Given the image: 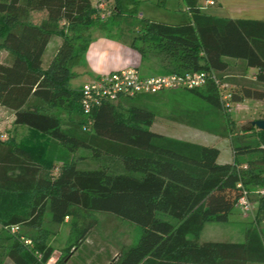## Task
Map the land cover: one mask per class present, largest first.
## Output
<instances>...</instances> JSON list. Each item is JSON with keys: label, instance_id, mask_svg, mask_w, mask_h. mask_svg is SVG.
Returning a JSON list of instances; mask_svg holds the SVG:
<instances>
[{"label": "trees", "instance_id": "obj_1", "mask_svg": "<svg viewBox=\"0 0 264 264\" xmlns=\"http://www.w3.org/2000/svg\"><path fill=\"white\" fill-rule=\"evenodd\" d=\"M104 1L108 30H116L109 36L142 60L143 45L152 43L171 64L164 75L204 71L215 77L177 92L223 115L244 101L264 102V21L214 17L199 0H183L188 21L144 20L135 27V0ZM34 12L46 18L34 24ZM100 21L92 0H0V114L32 135L0 140V225L14 238L7 259L49 264L54 249L48 238L32 239L22 230L38 228L46 214L59 225L80 211L107 213L140 228L138 241L107 264H264V234L256 227L264 222V196L253 209L256 226L245 230L242 242H199L205 224L227 222L249 187L264 190V130H243L254 131L258 144L234 147L233 161L220 164L214 146L151 130L155 113L147 104L164 100L168 91L101 101L86 113L82 93L69 81ZM54 39L59 44L43 64ZM232 60L256 69L255 79L227 77ZM121 104L128 105L126 117ZM55 110L75 118L63 124ZM90 231V224L81 228L76 245Z\"/></svg>", "mask_w": 264, "mask_h": 264}, {"label": "rangeland", "instance_id": "obj_2", "mask_svg": "<svg viewBox=\"0 0 264 264\" xmlns=\"http://www.w3.org/2000/svg\"><path fill=\"white\" fill-rule=\"evenodd\" d=\"M135 1L136 8L135 14H133L135 27L141 25L144 20L178 24L189 19L183 0H163L162 3L159 0ZM213 1L214 4L210 6L206 5L205 0H199V5L204 7L205 14L214 17H231L228 8L217 7L216 0ZM45 18L46 14L44 12L31 14V21L34 24H39ZM109 21L106 14L104 19L97 22L94 30H92L91 38L93 39L99 34H115L116 30L113 25H111L110 30H106L105 25ZM96 29L98 32L93 36V31ZM56 41L57 39H54L50 44L49 52L55 46ZM77 43H80V41H77ZM143 46L146 57L143 59L144 66L137 69L138 74L141 77L149 76L152 73L148 69L159 75L169 73L168 70L171 64L168 59L152 43ZM48 57L49 53L44 56L43 64L48 61ZM84 63L85 55L72 67V71L76 70L79 74L69 81V86L74 91H80L84 84L91 81V76L82 70L81 66H85ZM168 92L164 96V100H153L147 104V109L155 113V119L151 126L152 131L181 141L214 146L219 150L217 162L220 164L233 161L234 147L241 145L256 146L258 144L254 131L250 134H243V130L249 129L250 122L264 118V104L243 102L240 106L232 107L228 115H223L205 105L203 101L189 97L185 92ZM127 107V104L120 105L119 112L124 117L127 116V111H125ZM53 112L59 115L63 124L67 123L71 116H75L69 112H59L57 110ZM10 118L8 115L0 114V140L14 138L16 142H20L32 137L30 131L26 128L14 126ZM192 123H198L201 126L200 128L193 127L190 125ZM203 128L209 131H205ZM242 162L243 160L240 161V163ZM109 163L112 168L117 166L116 161H110ZM248 190L247 201L254 209L258 198L262 196L261 191L264 190L254 186L249 187ZM161 218L174 222V220L164 216H161ZM87 224L91 225L89 235L80 244L76 245L80 229ZM255 226L253 210L242 213L240 209L236 208L229 214L227 222L206 223L199 242L240 243L244 239L245 230ZM256 227L261 234H264V222H260ZM22 234L40 241H43L45 237L48 238L47 243L54 249L49 264L60 262L66 255H68V258L62 264H107L120 251L133 246L138 241L141 230L137 225L107 213L75 211L72 218L59 225L53 224L49 215L46 214L38 228L23 229ZM13 242L14 238L0 225V264L8 261L6 254Z\"/></svg>", "mask_w": 264, "mask_h": 264}, {"label": "crops", "instance_id": "obj_3", "mask_svg": "<svg viewBox=\"0 0 264 264\" xmlns=\"http://www.w3.org/2000/svg\"><path fill=\"white\" fill-rule=\"evenodd\" d=\"M92 3L93 6L96 7L97 1L92 0ZM216 6L220 8L222 7L228 8L229 11L228 13L231 15V17H220V18L234 19V20L264 21V0H216ZM105 26H106V30H108L109 29L108 25ZM97 32H98L97 29L93 31V36ZM51 43H49L45 51V55L49 53L48 58H50L54 54L59 44L57 40L55 46H53L51 48V52H49L50 49L49 47ZM84 55H85V63H84L85 66H81V67L86 74L91 76L90 82H92L93 80H95L96 78L102 75L111 72H115L125 68L138 69L140 66H144L143 60L135 50L120 43L117 37H110L109 35L99 34L97 35V37L91 39L87 51L85 52ZM235 67H237L239 70H243L245 68L244 64L240 63L238 60H232L230 61V68H232V71L226 72L227 77L237 78L243 76L244 78L250 80L255 79L257 74L256 69L248 68L246 70L244 69L245 71L244 73H240V72H235L236 71ZM148 70L152 73L149 76L159 75L150 69ZM73 73L75 74V76L79 75L76 70ZM227 88L229 89L231 87L228 86ZM174 92H177V90ZM244 102L264 104V102H258V101H244ZM10 119L13 121L12 117ZM257 120H264V118H259ZM4 264H13V263H11L8 260L5 261Z\"/></svg>", "mask_w": 264, "mask_h": 264}, {"label": "built area", "instance_id": "obj_4", "mask_svg": "<svg viewBox=\"0 0 264 264\" xmlns=\"http://www.w3.org/2000/svg\"><path fill=\"white\" fill-rule=\"evenodd\" d=\"M207 4L211 6L214 1L209 0ZM96 8L100 19H104L108 12L105 1L101 0L96 3ZM209 79L215 80V77L204 71L141 77L137 69L125 68L102 75L83 85L80 90L83 95L82 106L88 113L94 105L101 101L116 102L123 97L134 98L140 95H155L160 92L201 88ZM237 106L239 105L235 107ZM261 192V195L264 196V191ZM237 208L242 213L253 210L245 195L239 200ZM11 231L15 232L16 228H12Z\"/></svg>", "mask_w": 264, "mask_h": 264}, {"label": "water", "instance_id": "obj_5", "mask_svg": "<svg viewBox=\"0 0 264 264\" xmlns=\"http://www.w3.org/2000/svg\"><path fill=\"white\" fill-rule=\"evenodd\" d=\"M255 127L257 130H264V120H254L250 122L249 129Z\"/></svg>", "mask_w": 264, "mask_h": 264}]
</instances>
